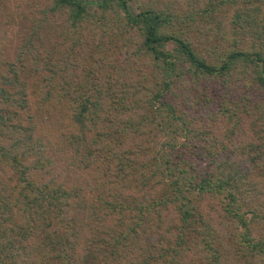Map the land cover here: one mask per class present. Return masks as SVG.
Wrapping results in <instances>:
<instances>
[{
    "label": "trees",
    "instance_id": "16d2710c",
    "mask_svg": "<svg viewBox=\"0 0 264 264\" xmlns=\"http://www.w3.org/2000/svg\"><path fill=\"white\" fill-rule=\"evenodd\" d=\"M21 6L0 264H264V0Z\"/></svg>",
    "mask_w": 264,
    "mask_h": 264
},
{
    "label": "rangeland",
    "instance_id": "374dc122",
    "mask_svg": "<svg viewBox=\"0 0 264 264\" xmlns=\"http://www.w3.org/2000/svg\"><path fill=\"white\" fill-rule=\"evenodd\" d=\"M25 1L26 0H5L4 1L5 9L2 8V9H4V11H0V22H3V21H5V19H8L11 16V14H13V15L18 14V11L22 7L21 4H23V2H25ZM20 2H21V4H20ZM11 11H12V13H11ZM8 13H10V15ZM45 34L48 37H50V32L48 29L45 30ZM47 40H49V39H47ZM79 174L81 175L82 173H79Z\"/></svg>",
    "mask_w": 264,
    "mask_h": 264
}]
</instances>
